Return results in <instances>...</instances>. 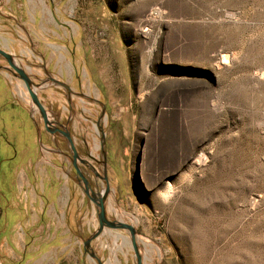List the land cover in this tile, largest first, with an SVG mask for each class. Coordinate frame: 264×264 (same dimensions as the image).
<instances>
[{"label":"rangeland","instance_id":"1","mask_svg":"<svg viewBox=\"0 0 264 264\" xmlns=\"http://www.w3.org/2000/svg\"><path fill=\"white\" fill-rule=\"evenodd\" d=\"M23 1L0 0L26 28L6 19L0 45L39 86L50 117L69 121L87 164L76 165L91 190L107 185L106 216L135 228L142 264H264V0ZM4 74L42 123L23 83ZM49 78L84 97L70 95V111ZM68 162L64 183L78 184L69 219L82 202L77 217L90 223L78 254L98 264L83 250L95 208ZM11 245L0 241V264L64 259ZM91 249L101 264H136L125 230L104 229Z\"/></svg>","mask_w":264,"mask_h":264},{"label":"crops","instance_id":"2","mask_svg":"<svg viewBox=\"0 0 264 264\" xmlns=\"http://www.w3.org/2000/svg\"><path fill=\"white\" fill-rule=\"evenodd\" d=\"M11 1L6 0V3ZM43 16V12L33 14L39 24ZM19 18L17 14L0 12V32L6 38L5 43L9 41L7 32H11L4 28L6 19L26 33ZM0 49L16 55L1 45ZM0 66L5 65L0 62ZM4 73L0 70V241L8 246L21 241L22 254L29 258L53 255L51 251L56 248L58 255L64 258L62 264H90L77 250L80 236L90 227L87 219L80 223L81 217H77L82 202L74 207L71 217L74 219H69L72 209L69 200L78 184L70 189L64 183V174L71 178V170L69 156L62 149L61 136L46 132L31 108L18 98V93V96L14 94ZM37 95L43 104L38 92ZM70 137L72 140L71 129ZM40 145L49 148L45 158L39 150Z\"/></svg>","mask_w":264,"mask_h":264},{"label":"water","instance_id":"3","mask_svg":"<svg viewBox=\"0 0 264 264\" xmlns=\"http://www.w3.org/2000/svg\"><path fill=\"white\" fill-rule=\"evenodd\" d=\"M0 59L6 63V66H0V70L7 74L12 75L14 78L20 80L23 83V86L29 95L30 102L37 110L46 132L50 134L59 133L63 135L69 143L70 153L72 155V167L74 169L75 174L80 178V181H82L83 183L84 186L83 192L85 196L93 204L95 208V214L98 223V228L96 229V231L91 236H89L85 241H83L84 252L88 253L90 257L95 259L98 264H101L91 249V242L94 239H96L104 229L125 230L129 234L130 244L134 253L135 262L136 264H142L141 253L136 242L137 233L135 228L132 225L126 224L124 222L111 221L106 216L105 201L109 193V188L106 185L105 188L102 190V192H98L97 189L91 190V188L88 185L87 179L85 178L84 174L81 172L79 167L76 165V162L78 161L81 164L87 166L86 162H84V160H82L78 156L76 149L73 145V142L71 140L69 121L66 122L65 125H62L56 120L57 117H53V118L50 117L49 112L46 111L45 107L38 98L36 89L39 86L33 82V80L26 72V70L18 65L14 55L0 49ZM49 81H51L52 83L61 87L64 90L67 96L68 106L70 111H71V104L69 103L70 95H76L82 98L84 97L82 94L73 92L71 88L64 82L55 80L53 78H49ZM89 168L93 169V167H89Z\"/></svg>","mask_w":264,"mask_h":264},{"label":"bare ground","instance_id":"4","mask_svg":"<svg viewBox=\"0 0 264 264\" xmlns=\"http://www.w3.org/2000/svg\"><path fill=\"white\" fill-rule=\"evenodd\" d=\"M154 14L155 15H158L159 14V12H154ZM21 86L24 88V86L21 84ZM18 94H19V96L21 97V98H25V93L24 92H22L21 94L18 92V91H16ZM37 92V91H36ZM34 107V106H33ZM35 108V107H34ZM110 209V211H112L114 214H118V212H117V210L115 209V208H113V207H111V205L109 204V208H108V210ZM121 236V235H120ZM125 238V237H124ZM123 238V239H124ZM129 241H130V239H129ZM127 243V241L124 239V242L123 243ZM115 263V258L113 259V263L111 262L110 264H114Z\"/></svg>","mask_w":264,"mask_h":264},{"label":"flooded vegetation","instance_id":"5","mask_svg":"<svg viewBox=\"0 0 264 264\" xmlns=\"http://www.w3.org/2000/svg\"><path fill=\"white\" fill-rule=\"evenodd\" d=\"M62 125H64V124H62ZM59 135L61 136L62 143L66 146V148L70 149L67 139L63 135H61V134H59ZM65 153L72 159V155H71L69 150L67 152H65ZM73 177H75L77 180H80V178L75 174V172H74Z\"/></svg>","mask_w":264,"mask_h":264},{"label":"built area","instance_id":"6","mask_svg":"<svg viewBox=\"0 0 264 264\" xmlns=\"http://www.w3.org/2000/svg\"><path fill=\"white\" fill-rule=\"evenodd\" d=\"M16 95H17V93H16ZM17 96H18V95H17ZM18 98H21V97L18 96Z\"/></svg>","mask_w":264,"mask_h":264}]
</instances>
